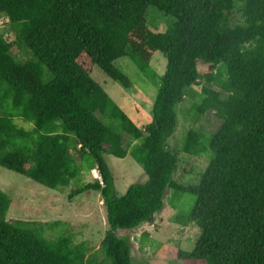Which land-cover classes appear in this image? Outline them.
<instances>
[{
  "label": "trees",
  "instance_id": "obj_1",
  "mask_svg": "<svg viewBox=\"0 0 264 264\" xmlns=\"http://www.w3.org/2000/svg\"><path fill=\"white\" fill-rule=\"evenodd\" d=\"M150 5L174 21L154 26ZM0 13L24 52L15 55L0 33V165L60 191L96 168L101 177L69 188L67 197L100 191L109 224L98 248L63 227L47 234L63 222L10 220L13 198L0 187V264H134L129 231L153 222L172 188L196 195L174 219L201 229L192 249H177L179 258L264 264V0H0ZM157 51L167 58L163 74L151 64ZM124 55L158 86L145 123L92 74L97 64L131 86L115 64ZM188 94L194 113L221 123L208 134L188 129L181 150L207 154L208 163L199 182L185 185L175 178L169 138ZM105 153H131L147 179L118 194Z\"/></svg>",
  "mask_w": 264,
  "mask_h": 264
},
{
  "label": "rangeland",
  "instance_id": "obj_2",
  "mask_svg": "<svg viewBox=\"0 0 264 264\" xmlns=\"http://www.w3.org/2000/svg\"><path fill=\"white\" fill-rule=\"evenodd\" d=\"M148 20L150 23H159L154 26L162 28L164 23L174 17L166 15L155 5L148 7ZM171 22V23H172ZM0 33L12 43V52L18 57H23L22 47L14 42L15 30L10 26L6 15L0 13ZM115 64L123 69L131 79V86H124L120 81L111 79L97 64L93 67V77L100 82L110 93L112 98L132 117L141 124L151 118L152 106L155 101L158 86L147 78L137 64L127 55L116 59ZM151 64L163 74L167 68V58L161 51H157ZM204 67V66H202ZM196 91L201 90V84L194 86ZM201 100V95L198 101ZM194 98L188 94L179 107L178 126L169 138V144L177 150L178 164L175 178L182 184L197 183L201 179V173L208 163V155H192L181 150L188 129L200 128L208 134L216 130L221 119L213 113H194L191 106ZM192 110V111H191ZM19 125L27 128L32 123L22 117H15ZM108 121V120H106ZM127 141L128 135L124 134ZM207 142V141H206ZM106 159L113 171L115 187L118 194H122L128 186L136 181H145L147 174L131 153L123 157L105 153ZM97 169L85 170L82 174L73 178L71 185L65 191L47 187L31 177L0 165V187L7 191L13 198L7 216L10 220L17 218L26 220H38L40 223L59 219L62 223L54 224V228L46 227L45 233L54 235L57 227H63L66 233L73 235L76 241L89 239L93 248H98L109 224L106 218V208L100 191L87 190L69 199V188L75 187L83 181L100 178ZM196 195L181 189H169L165 197V205L154 218L153 222H144L140 226L129 231L133 246L132 256L134 264H207L205 259L179 258V247L190 250L195 245L200 227L195 222L187 225L176 221L174 215L177 212H189L195 204ZM175 205V206H174ZM176 220H175V219ZM148 232L145 234V232Z\"/></svg>",
  "mask_w": 264,
  "mask_h": 264
},
{
  "label": "clouds",
  "instance_id": "obj_3",
  "mask_svg": "<svg viewBox=\"0 0 264 264\" xmlns=\"http://www.w3.org/2000/svg\"><path fill=\"white\" fill-rule=\"evenodd\" d=\"M93 169H96V168H93ZM93 169H92V170H93Z\"/></svg>",
  "mask_w": 264,
  "mask_h": 264
}]
</instances>
